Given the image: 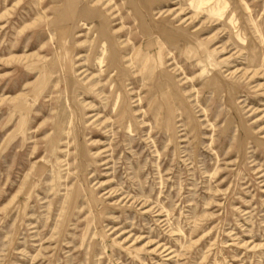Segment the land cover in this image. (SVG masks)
<instances>
[{
    "label": "rangeland",
    "instance_id": "1",
    "mask_svg": "<svg viewBox=\"0 0 264 264\" xmlns=\"http://www.w3.org/2000/svg\"><path fill=\"white\" fill-rule=\"evenodd\" d=\"M0 264H264V0H0Z\"/></svg>",
    "mask_w": 264,
    "mask_h": 264
}]
</instances>
